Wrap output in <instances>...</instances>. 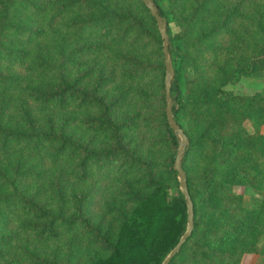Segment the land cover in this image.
<instances>
[{
	"label": "trees",
	"instance_id": "obj_1",
	"mask_svg": "<svg viewBox=\"0 0 264 264\" xmlns=\"http://www.w3.org/2000/svg\"><path fill=\"white\" fill-rule=\"evenodd\" d=\"M154 1L194 209L169 264H241L264 255V0ZM164 76L141 0H0V264L162 263L186 229Z\"/></svg>",
	"mask_w": 264,
	"mask_h": 264
},
{
	"label": "water",
	"instance_id": "obj_2",
	"mask_svg": "<svg viewBox=\"0 0 264 264\" xmlns=\"http://www.w3.org/2000/svg\"><path fill=\"white\" fill-rule=\"evenodd\" d=\"M145 7L149 10L151 16L156 22L157 29L162 39V53L164 57V91H165V115L166 120L176 136L178 145L173 162V169L176 171V176L178 179L179 189L183 194L185 204H186V229L180 236L176 245L169 251L165 256L161 264H169L171 259L180 251L181 247L184 245L186 240L190 237L194 229V209L193 202L190 197V193L187 186L186 174L182 167V159L185 153V150L188 146L189 140L187 135L184 132V129L177 123L174 118L172 107L174 100L171 97L170 84L174 77L175 71L170 60L169 53V35L167 33V20L163 17L160 12L157 4L154 0H141Z\"/></svg>",
	"mask_w": 264,
	"mask_h": 264
},
{
	"label": "rangeland",
	"instance_id": "obj_3",
	"mask_svg": "<svg viewBox=\"0 0 264 264\" xmlns=\"http://www.w3.org/2000/svg\"><path fill=\"white\" fill-rule=\"evenodd\" d=\"M160 5L165 8L166 2L164 0H157ZM171 29L174 31L175 27L170 24ZM263 87L262 83V73H255L246 77H243L237 84L232 85L230 88L238 93H251L254 91H259ZM244 125L247 130H252V124L250 121L246 120ZM260 131L264 134V122L261 124ZM244 194L245 205H251L254 199L258 198V193L249 187L238 188ZM241 264H264V255L262 254H247L243 257Z\"/></svg>",
	"mask_w": 264,
	"mask_h": 264
}]
</instances>
